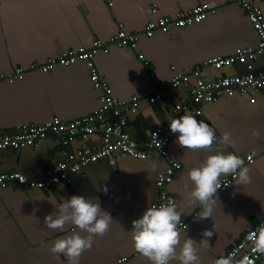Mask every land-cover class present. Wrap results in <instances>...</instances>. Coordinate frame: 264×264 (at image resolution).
Instances as JSON below:
<instances>
[{"label": "crops", "instance_id": "1", "mask_svg": "<svg viewBox=\"0 0 264 264\" xmlns=\"http://www.w3.org/2000/svg\"><path fill=\"white\" fill-rule=\"evenodd\" d=\"M112 2L109 8L103 0H0V74L11 75L17 67L42 64L71 49L90 48L95 40L105 44L120 26L127 33H139L150 21L173 18L203 4L214 7L216 13L200 24L174 28L166 35L157 33L151 39L141 38L136 50L111 46L108 52L100 51L95 56L99 75L112 88L115 98L129 101L134 96L152 93L150 72L159 81L168 83L173 76L171 67L186 72L206 59L227 57L237 49L255 48L258 44V36L236 0ZM259 6L264 14V3ZM153 9L157 10L155 15L151 13ZM139 54L149 66L143 65ZM255 68L264 70V58L256 62ZM224 73L243 75L245 69L235 65ZM219 74L208 69L202 77L211 80ZM186 90L182 87L171 92L169 101L178 103ZM98 96L88 69L81 62L68 68L56 67L47 74L31 72L21 81L0 82V130L88 116L98 108ZM165 114L164 105L141 100L136 114L127 116L130 136L144 144L150 131L158 126L155 121L163 123ZM195 118L213 129L217 143L206 150L182 149L175 143L174 135L169 154L182 168L168 186V192L183 213L181 221L187 225V230L181 232V243L186 236L193 238L197 241L199 264H214L264 215V92L221 96L205 105L202 115ZM253 130L261 135L254 137ZM224 133H229L232 139L227 147L219 144ZM100 144L101 137L97 134L85 140L75 139L70 149ZM218 149L244 160L253 155L254 163L246 165L251 180L246 185H235L234 181L226 191L218 192V204L211 218L200 220L202 206L187 203V195L192 191L187 174L217 154ZM64 150L54 138L33 148L1 150L0 172H19L28 178L41 179L47 169L63 161ZM165 168L166 164L159 160L123 158L114 165L107 161L92 165L49 191L0 189V264H68L67 257L50 249L57 239L75 229L65 225L62 230H50L44 217L54 211L52 204L62 203L72 195L97 197L101 208L114 220L103 236L95 237L91 250L82 254L79 264H149L134 250L130 229L132 221L156 203L155 177ZM205 230L213 235L209 246L202 248L198 242Z\"/></svg>", "mask_w": 264, "mask_h": 264}, {"label": "built area", "instance_id": "2", "mask_svg": "<svg viewBox=\"0 0 264 264\" xmlns=\"http://www.w3.org/2000/svg\"><path fill=\"white\" fill-rule=\"evenodd\" d=\"M109 8L113 6L112 0H103ZM237 4L245 12L248 21L258 36V44L255 48L237 49L227 57L217 56L202 61L189 71H178L171 67L173 76L168 83L159 81L153 72L149 77L153 83V92L134 96L129 101L117 99L113 96V90L99 75L95 65V56L100 52H108L109 47L119 49L127 48L136 50L141 38L151 39L157 35L169 34L172 29H184L189 26L202 23L210 15H215L216 9L208 4L196 6L187 11L179 12L175 17H159L146 24L139 33H127L120 26L118 32L104 44L99 40L93 41L90 48L79 47L63 52L46 62L30 64L27 68L17 67L11 75L0 74V82L21 81L26 74L38 72L47 74L56 67L68 68L76 63H84L88 69L89 80L93 89L99 93L98 108L88 116L73 121H61L52 119L43 124H26L16 126L11 131L0 130V151L22 150L37 147L40 142L48 139H56L65 149L64 159L52 168L47 169L41 179L28 178L19 172H0V189L22 187L39 191H49L57 185L68 181L72 175L81 174L90 166L101 161H107L114 165L117 160L130 158L133 160H159L166 164L163 172L155 177V187L158 191V199L153 206L167 204L175 199L169 194L168 186L173 182L182 166L173 161L169 154V145L174 138L168 129L170 119L179 118L185 113H191L199 117L203 113L205 105L216 102L221 96L232 97L236 93L264 92V70L256 71V62L264 58V14L259 3L264 0H236ZM152 14L157 10L153 9ZM144 66H149L142 54L138 55ZM235 65L244 67L245 74L226 75L224 72ZM213 69L220 72L219 76L208 80L202 74ZM194 83L191 84V81ZM185 87L183 97L178 103H171L168 96L171 92ZM141 100L151 105L162 104L166 107L163 123L154 127L144 144L137 143L129 134L128 114H136ZM253 103L254 100H251ZM101 137V144L94 147H80L71 150L72 142L80 138L85 140L93 135ZM251 157V161L248 160ZM253 155L245 158V165L254 163ZM232 175L220 180L222 185L219 192L226 191L234 182ZM178 226L179 231L187 230L185 222ZM264 230V215L254 224L243 237L224 255L219 258L227 259L229 264H263L264 254L258 253L253 247L254 234ZM120 262H123L122 260Z\"/></svg>", "mask_w": 264, "mask_h": 264}, {"label": "clouds", "instance_id": "3", "mask_svg": "<svg viewBox=\"0 0 264 264\" xmlns=\"http://www.w3.org/2000/svg\"><path fill=\"white\" fill-rule=\"evenodd\" d=\"M155 123L159 126L161 121L157 119ZM168 129L176 136L175 143L182 149L206 150L217 143L213 129L191 113L170 119ZM252 135L259 137L261 133L253 130ZM231 143L229 133H224L219 139V144L224 147ZM248 160L251 161V157ZM249 171L240 156L225 154L218 149L217 154L208 157L200 167L189 170L187 175L192 191L187 195V203L202 206L200 220L211 218L218 204L217 194L222 188L221 177L232 175L235 185H246L251 180ZM49 203L52 204V201ZM52 205L54 211L44 217L45 226L50 230H62L65 225H71L75 231L57 239L50 251L63 254L68 264H79L82 254L91 250L95 237L103 236L110 229L113 217L101 208L97 197L72 195L64 198L62 203ZM182 215L172 201L149 206L140 218L132 221L130 233L134 250L146 258L149 264H199L197 241L186 236L181 243L178 226L182 223ZM80 232L86 235L81 236ZM201 235L203 238L198 243L200 247L206 248L213 232L205 230ZM250 239L253 240L255 251L264 254V230ZM217 264H229V261L220 259Z\"/></svg>", "mask_w": 264, "mask_h": 264}, {"label": "water", "instance_id": "4", "mask_svg": "<svg viewBox=\"0 0 264 264\" xmlns=\"http://www.w3.org/2000/svg\"><path fill=\"white\" fill-rule=\"evenodd\" d=\"M14 128H15V127H14ZM14 128H13V129H14ZM13 129H12V130H13Z\"/></svg>", "mask_w": 264, "mask_h": 264}]
</instances>
